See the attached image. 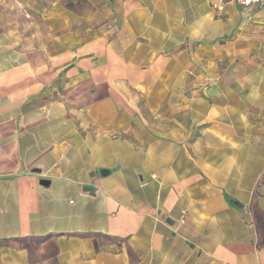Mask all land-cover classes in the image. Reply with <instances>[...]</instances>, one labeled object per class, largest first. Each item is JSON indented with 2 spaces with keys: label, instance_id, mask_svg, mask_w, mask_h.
<instances>
[{
  "label": "crops",
  "instance_id": "1",
  "mask_svg": "<svg viewBox=\"0 0 264 264\" xmlns=\"http://www.w3.org/2000/svg\"><path fill=\"white\" fill-rule=\"evenodd\" d=\"M262 27L264 2L0 0V264H264Z\"/></svg>",
  "mask_w": 264,
  "mask_h": 264
},
{
  "label": "built area",
  "instance_id": "2",
  "mask_svg": "<svg viewBox=\"0 0 264 264\" xmlns=\"http://www.w3.org/2000/svg\"><path fill=\"white\" fill-rule=\"evenodd\" d=\"M228 1H233L242 5H251V4H258L264 2V0H228ZM213 7L216 9V11H220L222 8L221 3H215L213 4ZM262 32H264V27H262Z\"/></svg>",
  "mask_w": 264,
  "mask_h": 264
},
{
  "label": "water",
  "instance_id": "3",
  "mask_svg": "<svg viewBox=\"0 0 264 264\" xmlns=\"http://www.w3.org/2000/svg\"><path fill=\"white\" fill-rule=\"evenodd\" d=\"M40 183H41V184H47V181H45V180H41V182H40ZM233 204L238 206V203H237V202H235V201L233 202Z\"/></svg>",
  "mask_w": 264,
  "mask_h": 264
}]
</instances>
